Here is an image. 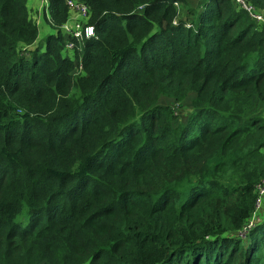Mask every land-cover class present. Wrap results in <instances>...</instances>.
<instances>
[{
    "label": "trees",
    "instance_id": "1",
    "mask_svg": "<svg viewBox=\"0 0 264 264\" xmlns=\"http://www.w3.org/2000/svg\"><path fill=\"white\" fill-rule=\"evenodd\" d=\"M78 1L96 35L67 56L64 0L34 47L28 0H0V264H264L262 214L239 235L264 178V24L234 0ZM190 94L178 126L159 100Z\"/></svg>",
    "mask_w": 264,
    "mask_h": 264
},
{
    "label": "built area",
    "instance_id": "2",
    "mask_svg": "<svg viewBox=\"0 0 264 264\" xmlns=\"http://www.w3.org/2000/svg\"><path fill=\"white\" fill-rule=\"evenodd\" d=\"M43 2L44 5L42 9L46 7L47 0H43ZM234 2L238 7L247 11L250 17L256 22L264 24V12L256 9L249 0H234ZM64 3L68 8V17L65 23L60 27L61 33L67 37L64 50L74 52L76 49L80 48L85 39H90L96 35L95 28L94 25L89 22V7L84 2L78 0H64ZM175 4L176 6L178 5V3ZM80 71L81 66L77 65L75 73ZM256 191L258 194L256 210L244 228L239 232L241 237H244L246 232L253 228L255 221L260 218L259 215L257 216L256 212L261 206L264 197V178L257 184Z\"/></svg>",
    "mask_w": 264,
    "mask_h": 264
},
{
    "label": "rangeland",
    "instance_id": "3",
    "mask_svg": "<svg viewBox=\"0 0 264 264\" xmlns=\"http://www.w3.org/2000/svg\"><path fill=\"white\" fill-rule=\"evenodd\" d=\"M208 0H185V2H181L178 3V9L180 12V15L183 14V17L186 15L187 13V9L190 8H196L199 9V7L202 6V4H204L205 2H207ZM44 5L43 0H28L27 2V9H28V13L34 18L36 22L37 26H38V37L37 40L35 41V43L33 44L34 46H42L44 44V40L45 38L52 33L56 32V28H53L50 23H49V18L46 19L45 12L42 9ZM46 16L48 17V12H46ZM32 47V46H31ZM64 55L67 56H72L71 51L69 50H63L62 52ZM193 94H190L187 98L176 102L175 100H172L171 98H166V97H162L159 100V103L161 105H168V106H172V108L175 110V123L179 126L180 123H182L183 120L186 119V115L188 114V112L191 109V104H190V100L192 99ZM257 216L259 215L261 217V214L264 218V197L262 199V203L261 206L258 208L257 212H256Z\"/></svg>",
    "mask_w": 264,
    "mask_h": 264
},
{
    "label": "crops",
    "instance_id": "4",
    "mask_svg": "<svg viewBox=\"0 0 264 264\" xmlns=\"http://www.w3.org/2000/svg\"><path fill=\"white\" fill-rule=\"evenodd\" d=\"M193 9H194V8H193ZM195 9H196V8H195ZM182 18H183V16H182ZM37 21H38V19H37ZM37 21H36V22H37Z\"/></svg>",
    "mask_w": 264,
    "mask_h": 264
}]
</instances>
